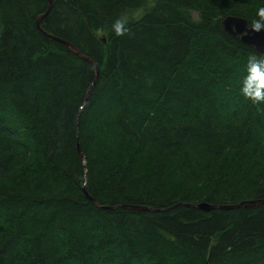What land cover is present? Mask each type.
Masks as SVG:
<instances>
[{
    "label": "trees",
    "instance_id": "trees-1",
    "mask_svg": "<svg viewBox=\"0 0 264 264\" xmlns=\"http://www.w3.org/2000/svg\"><path fill=\"white\" fill-rule=\"evenodd\" d=\"M261 7L52 0L39 29L48 0H0V264H264V204L187 206L264 199L257 52L221 26Z\"/></svg>",
    "mask_w": 264,
    "mask_h": 264
},
{
    "label": "water",
    "instance_id": "water-1",
    "mask_svg": "<svg viewBox=\"0 0 264 264\" xmlns=\"http://www.w3.org/2000/svg\"><path fill=\"white\" fill-rule=\"evenodd\" d=\"M51 8H52V0H48V8H47L46 12L43 15H41L37 20V26L39 29H41V26H40L41 22L49 14V12L51 11ZM221 26L223 28V31L232 39L240 40L243 44L250 46V47H253L257 53L264 54V30L257 33L255 31H252L251 29H249L248 21L246 18L241 17V16H237V15L229 14L222 19ZM47 35H49V34H47ZM52 37L54 39H56L57 41L66 45L72 52H74L79 57L91 62L92 64H94V66L96 67V80H97L98 69H97V65H96L95 61H93L91 58L83 55L79 51V49L75 45L70 43L69 41H66V40H63V39H60V38H57L54 36H52ZM96 80L93 82L92 86L95 84ZM90 89H89V92H90ZM89 92H88V95H89ZM88 198L93 200V198L90 197L89 195H88ZM262 204H264V199H261V200H245V201H241L237 204H226V205H213V204H209L207 202H201V203H197V204H189L187 206L188 207H194V208L203 210L205 212H210V211L215 210V209L216 210L238 209V208H241L242 206H244V207H259ZM120 207H123L126 209H131L134 211H140V212H142V211L158 212V211L163 210L160 208L157 209V208H153L150 206H140V205H121ZM108 208L112 209L113 207H108Z\"/></svg>",
    "mask_w": 264,
    "mask_h": 264
},
{
    "label": "clouds",
    "instance_id": "clouds-1",
    "mask_svg": "<svg viewBox=\"0 0 264 264\" xmlns=\"http://www.w3.org/2000/svg\"><path fill=\"white\" fill-rule=\"evenodd\" d=\"M248 21V27L257 33L264 30V7L259 8L255 16ZM117 34H122L117 27ZM239 94L253 104L264 103V54L251 53L246 57L243 75L238 84Z\"/></svg>",
    "mask_w": 264,
    "mask_h": 264
}]
</instances>
